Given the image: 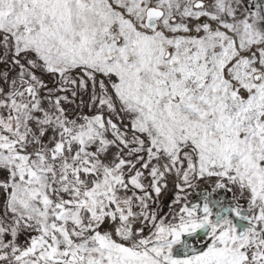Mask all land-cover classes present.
Listing matches in <instances>:
<instances>
[{"label":"rangeland","instance_id":"rangeland-1","mask_svg":"<svg viewBox=\"0 0 264 264\" xmlns=\"http://www.w3.org/2000/svg\"><path fill=\"white\" fill-rule=\"evenodd\" d=\"M0 264H264V0H0Z\"/></svg>","mask_w":264,"mask_h":264},{"label":"water","instance_id":"water-1","mask_svg":"<svg viewBox=\"0 0 264 264\" xmlns=\"http://www.w3.org/2000/svg\"><path fill=\"white\" fill-rule=\"evenodd\" d=\"M201 5H202L201 2H197L194 4V7L197 8ZM162 17H163V12L160 9L153 7L148 8L145 12V20H143L145 28L149 31L154 32L158 26L159 20ZM258 77L259 75H255L254 79L257 80ZM207 212H208V206H204L202 207L200 214L205 215ZM203 234L204 232L201 231L185 234L181 239V243L175 246L172 256L178 259V258L190 257L192 255H196L199 252H201L209 242H206L202 245H193L191 243V240L196 237L202 236Z\"/></svg>","mask_w":264,"mask_h":264},{"label":"flooded vegetation","instance_id":"flooded-vegetation-1","mask_svg":"<svg viewBox=\"0 0 264 264\" xmlns=\"http://www.w3.org/2000/svg\"><path fill=\"white\" fill-rule=\"evenodd\" d=\"M204 206H206V205H202V206H201L200 211H201L202 207H204ZM208 211H209V207H208ZM207 213H208V212H207ZM207 213H206V214H207ZM206 214H205V215H206Z\"/></svg>","mask_w":264,"mask_h":264}]
</instances>
